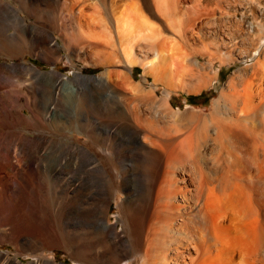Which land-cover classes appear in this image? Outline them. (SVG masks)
<instances>
[{"label":"rangeland","instance_id":"1","mask_svg":"<svg viewBox=\"0 0 264 264\" xmlns=\"http://www.w3.org/2000/svg\"><path fill=\"white\" fill-rule=\"evenodd\" d=\"M104 1L103 3L102 0H0L3 7L9 6L7 9H12L16 13L22 26L26 28L24 31L23 29L19 30L12 22V17L6 16L0 11V70L5 71V74L7 73L6 75L11 77L5 79L6 81L3 80V85L1 84L3 88H0V101L3 102H0L1 154L5 153L3 148L5 140L3 139L8 132L12 131L14 136H43L51 140L70 143L73 146L76 144L84 145L92 153L98 154L97 157L103 165V167L93 166L96 169L91 168L93 163L90 164L88 159H82L77 168L70 169L72 171L66 169V172H55V174L50 175L47 174L46 167L38 170H32L33 168L29 167L27 170L26 167L18 165L16 169L12 170L1 169L0 180L4 181L6 176L7 178L12 177L18 184L11 182L10 186L4 188L1 186L2 189L0 190V264H147L150 262L144 252L145 247L140 244L142 241L138 240L136 235V230L139 228L144 227L146 229L148 226L146 224H148L151 215L154 220L157 218L155 216L156 211H153L155 210L153 203L146 209L142 208L145 211L142 212L144 217L147 215L145 217L148 219L147 221L146 219L141 220L138 216L140 206L137 199L145 194L146 187L149 188L151 183L148 180L147 168L142 165L146 156L143 146L144 144L147 145V142L141 137L145 126L141 122L140 124L136 122L140 125L137 126L134 122L135 130L123 123L122 119L124 120V118L120 119L121 117L114 118L122 122H117V127L112 128L110 125L104 124L103 126L100 124L99 122H107L108 116H111L105 111L108 92L110 94L115 92L121 104L124 102V106L133 109L132 114H141L143 112L140 110L141 108L146 111L149 105L152 107L151 104H154L152 115L156 119H154L155 124L153 125L156 127L155 121L160 119L157 120V125L163 127L162 129L167 125L168 130L164 129L167 133L170 132L172 126L169 133L172 134L170 137L169 134L165 135V131L162 129L156 127L162 132L160 133L159 131L156 132L157 129L153 127L155 136L158 133L164 134V137L167 136L172 140L182 137L184 139V136H187L186 138L191 137V142H189L191 138L188 141L190 145L186 144L188 139L185 138L183 142L185 150L182 148L180 153L181 160L186 163L184 164L186 168L192 167L191 150L189 151V149L191 146L195 147L192 144L203 139L198 144L200 145L199 149L204 152L203 164L205 169H210L213 174L214 170L233 168L232 171L234 170L233 172L237 174V177L240 175V178L244 177L239 183L244 186L249 184L252 187L249 192L251 197L247 200V196L244 194L238 204H250L251 211H248L250 215L237 210L233 221L230 223L227 220L232 209L227 208L226 205H220L218 199L216 200L218 202L213 201L215 204L212 203L208 209L210 214L208 220L217 222L218 236L221 240L230 238L233 247L212 248L210 251L212 257L209 254L208 257L211 258L208 259L207 257L209 262H206V258L202 262L203 264H221V262L222 264H238V262L240 264H245V262L246 264H260V254L256 255L257 249L255 247L259 238V229L263 227L264 231V191L263 193L261 191L264 190V182L260 183V180L264 179V163L262 162L263 166H259V168L255 165L264 159V147H262L264 146V132L262 131L264 117L261 113V107H264V96L262 105L257 107L261 95L253 92V106L250 107L252 109L248 110V121L247 119L243 120V118L238 121L233 114L239 112V107L243 105L246 89H252L251 91L264 89L262 86L264 80L258 79V74L264 70V0ZM116 17H119L120 20L118 21ZM118 22L120 25L124 23L123 29L126 30L129 24L131 27L128 28L134 30L129 31L127 29L119 33L116 26H119ZM3 23L4 27H2ZM35 29H37L36 32L33 31ZM19 32L22 36L19 35ZM72 34L76 37L82 34L81 37L85 36L84 42L80 39H72ZM67 35L71 36L69 39L73 40L72 42L63 37ZM56 42L58 43L57 47L53 45ZM124 44L128 46H124ZM127 47V53L130 51L129 54L125 53ZM131 52L133 54H130ZM158 53L159 55L160 53L165 54L167 57L165 61L164 55L157 57L159 56ZM193 59H195L194 62ZM199 62L201 67L204 65L203 69L200 68ZM174 63L175 67H172ZM163 64H165L164 67L168 68H162ZM159 65L161 66L159 67ZM152 67L154 72H152ZM199 68L202 69L201 73ZM194 72L197 78L195 75L193 76ZM238 76H242V78L240 77L241 80L238 79ZM100 77L102 79L99 80ZM53 78L57 81V85L44 86L42 81ZM233 79H235L236 84ZM167 80L168 82H166ZM36 81L38 82L36 83ZM192 81L195 84L191 85ZM202 81L206 82L205 85L200 84ZM250 83L251 85H248ZM75 84L80 88L76 89ZM105 86L107 89L104 90ZM236 86L240 89H235ZM232 87L234 88L232 89ZM227 89H230L227 96L231 94L232 96L226 97V94H223L227 92ZM234 89L237 97L233 96ZM78 90L80 91L78 92ZM138 91L142 92L139 93ZM220 91H222V96L219 95L221 94ZM240 91L243 93L240 94ZM261 92L264 94V90ZM52 95L57 97V100L61 99L55 105L49 101ZM148 95L152 100H149ZM223 95L225 96L223 97ZM152 96L157 102L153 100ZM145 97L149 101H146ZM222 97L224 102L221 100ZM225 97L226 99L235 98L231 101L227 99L230 102L227 103ZM139 100H145V102ZM4 103L8 108L5 107ZM110 104H113V101H110ZM226 104L228 106L232 104L227 106L228 109L234 106L228 112L232 119L241 122L238 125L235 122V126H241L244 129L254 127L252 129L254 133L245 134L241 131L244 130L242 128L221 132L216 130L218 113L220 116L225 115L224 112L218 111V108L221 106L219 109L224 110L223 107ZM77 105L79 106L77 107ZM156 106L158 107L156 108ZM136 107L138 108L136 109ZM160 109L161 111L158 113L157 110ZM20 110H24V117H19L16 113ZM186 111H189L187 115L185 114ZM175 112H179V114H175ZM210 113L211 116H209ZM184 114L190 119L184 117ZM200 114H203V119ZM196 116L199 118L201 116V119ZM171 117L175 118L170 120ZM175 119L179 121V124ZM187 121L188 127L185 125ZM219 122L226 126L230 123L228 120ZM165 123L167 124L164 125ZM53 124H56L57 127ZM180 125L182 128L183 125L185 126L183 131ZM249 125L251 127H248ZM194 126L195 130L197 128V132L193 129ZM203 126L207 127L208 130ZM174 128H179L181 133L178 131L179 129L174 130ZM193 130L194 133L191 134L190 131ZM4 132L5 135L3 136ZM188 135L190 136L188 137ZM204 135L206 136L204 137ZM136 136L139 137V142L142 145L137 141ZM98 137L105 139V142L102 143L104 140ZM96 141L99 142L96 143ZM130 150L132 151L130 152ZM123 151L125 153H122ZM121 159L123 161L125 159V161L123 162ZM137 160L141 161L140 164ZM256 160L257 162H255ZM113 161H116L117 164L115 165L116 162L112 163ZM120 161L122 162L120 163ZM148 166H151L153 171L157 169L155 162L148 163ZM180 167L177 165L176 169L180 170L182 168ZM208 169L207 171H209ZM232 183L235 181L233 180ZM233 185L231 184V186ZM238 185L237 183L233 187L238 188ZM91 190L94 194L90 198L88 195ZM101 190L103 193L99 194L102 192ZM135 204L138 205V208ZM140 205L143 206V204ZM92 206L94 209L98 208L95 216L88 214L84 216V210H88ZM151 211H153L152 214ZM95 217L101 220L100 226ZM168 222L159 221L158 226L156 225L158 232H161L160 229H166L169 225ZM142 223L143 225H141ZM105 227L107 228L105 229ZM137 227L138 229H136ZM131 233L134 236L131 237ZM133 237L135 238L133 239ZM236 244L238 245L237 248L240 247L239 249L235 247ZM154 246L152 245V264H159L160 260L157 259L160 255L158 256ZM241 248H245L244 250L248 252V255L242 253L243 250H241L240 253L245 254V256H240L239 250ZM246 255L250 258L248 259Z\"/></svg>","mask_w":264,"mask_h":264},{"label":"bare ground","instance_id":"2","mask_svg":"<svg viewBox=\"0 0 264 264\" xmlns=\"http://www.w3.org/2000/svg\"><path fill=\"white\" fill-rule=\"evenodd\" d=\"M102 2L104 3L105 1L104 0H102ZM116 2V1H115ZM108 5V4H107ZM58 6V5H57ZM9 7V6H8ZM7 7V8H8ZM68 7V6H67ZM7 8H5V6L3 7V5L0 3V11H2L6 16H11L12 17V22L18 27V29L19 30H21V29H23V31L26 29V28H24V26H22V24L20 23V19L18 18V16H16V13L14 12V11H12V9L10 10V9H7ZM134 12H135V10H133ZM122 16V15H121ZM128 16V15H127ZM9 18V17H8ZM143 18V17H142ZM116 19H118V21L120 20L119 19V17L117 18L116 17ZM122 20V19H121ZM8 22V21H7ZM6 22V23H7ZM114 22H116V21H114ZM117 24V23H116ZM118 24H119V22H118ZM128 24V23H127ZM127 24H126V26H127ZM133 24V23H132ZM60 25V24H59ZM124 25V23L122 24V25H120L119 24V26L118 25H116L117 26V30L119 31V33L121 32V31H123V30H125V29H123V27H125V26H123ZM5 25H4V23L2 24V27H4ZM7 26V25H6ZM115 26V27H116ZM121 26V27H120ZM123 26V27H122ZM190 26V25H189ZM128 27H131V25L129 26V24H128ZM128 27H126L127 29H129ZM133 27H135V26H133ZM132 27V28H133ZM15 29H16V27H15ZM126 29V30H127ZM36 30L37 29H35V30H33V31H35L36 32ZM69 30V29H68ZM125 30V31H126ZM132 30H134V29H129V31H132ZM105 31H107L106 29H105ZM20 33V32H19ZM33 33V32H32ZM43 33V32H42ZM71 33V32H70ZM103 33V32H102ZM118 33V32H117ZM118 33V34H119ZM129 33V32H128ZM135 33V32H134ZM33 34H35V33H33ZM69 34V33H68ZM74 34H75V32H74ZM74 34H72V39L74 38V39H76V40H82L83 42H84V37L82 36L81 37V35L80 36H78L77 35V37L74 35ZM92 34V33H91ZM96 34V33H95ZM98 34V33H97ZM122 35H123V33H121ZM14 35H15V33H14ZM19 35H21L22 36V34L20 33ZM25 35V34H24ZM28 35V34H27ZM38 35V34H37ZM94 35V34H93ZM100 35V34H99ZM107 35H109V34H107ZM68 36V35H67ZM63 36L64 38L66 37V38H68L69 39V37L71 38V36ZM102 36H103V34H102ZM124 36V35H123ZM27 37V36H26ZM98 37H100V36H98ZM121 38V37H120ZM109 39V38H108ZM69 40H71V39H69ZM102 40V39H101ZM41 41V40H40ZM73 40H71V42H72ZM104 41V40H103ZM68 42H70V41H68ZM74 43V42H73ZM79 43V42H78ZM77 43V44H78ZM70 44V43H69ZM72 44V43H71ZM80 44V43H79ZM85 44V43H84ZM86 44H88V43H86ZM92 44V43H91ZM90 44V45H91ZM130 45V44H129ZM70 46V45H69ZM124 46H128L127 44L125 45L124 44ZM124 46H123V48H124ZM131 46V45H130ZM157 46V45H156ZM117 47V46H116ZM122 48V49H123ZM114 49V48H113ZM128 49V47L126 48V54H129V52L127 53V50ZM132 50V49H131ZM120 51V50H119ZM166 51V50H165ZM115 54V53H114ZM118 54V53H117ZM130 54H133L132 52L130 53ZM157 55H159V53L157 54ZM162 55V57H163V55H164V61H165V58H167V57H165V54H161L160 53V55L159 56H157V57H160ZM187 56V55H186ZM198 57V56H197ZM155 58H156V56H155ZM159 60H160V58H159ZM194 60L195 59H193V62H194ZM258 60V59H257ZM131 61V60H130ZM153 61H156V60H153ZM259 61V60H258ZM196 62H197V60H196ZM152 63V62H151ZM153 63H155V62H153ZM190 63V62H189ZM257 63V62H256ZM156 64V63H155ZM154 64V65H155ZM186 64V63H185ZM199 65L201 64L200 62L198 63ZM150 65H152V64H150ZM164 65L165 64H163L162 66L161 65H159V67L161 66L162 68L164 67ZM254 65V64H253ZM261 65V64H260ZM153 66V65H152ZM156 66V65H155ZM158 66V65H157ZM172 66V65H171ZM193 66V65H192ZM172 67H175V63H174V66H172ZM202 67H204V65L202 66ZM201 67V65H200V68H202ZM262 67V66H261ZM153 68V67H152ZM162 68H161V71H162ZM164 68H168V67H164ZM169 68H170V66H169ZM185 68V67H184ZM191 68H193V67H191ZM200 68H199V70H200ZM258 68H260V67H258ZM257 68V69H258ZM156 69V68H155ZM160 69V68H159ZM172 69V68H171ZM175 69V68H174ZM194 69H195V67H194ZM197 69V68H196ZM203 69V68H202ZM202 69L200 70V73H201V71H202ZM205 69V68H204ZM185 70V69H184ZM183 70V71H184ZM191 70V69H190ZM193 70V69H192ZM198 70V69H197ZM196 70V71H197ZM263 70V69H262ZM158 71H160V70H158ZM160 71V72H161ZM167 70L165 69V72H166ZM195 71V72H196ZM205 71V70H204ZM208 71V70H207ZM35 72V71H34ZM152 72H154V68H153V70H152ZM156 72V71H155ZM164 72V71H163ZM195 72L193 73V76L195 75ZM199 72V71H198ZM252 72V71H251ZM158 73V72H157ZM192 73V72H191ZM254 73H255V71H254ZM7 74V73H6ZM5 74V71H3V70H0V88L2 89L3 88V86H1V84H2V82H4L3 80H5V79H7V78H11V77H9V76H7ZM109 74V73H108ZM160 74V73H159ZM161 74H163L162 72H161ZM197 74V73H196ZM253 74V73H252ZM251 74V75H252ZM154 75V74H153ZM158 75V74H157ZM201 75V74H200ZM239 75H240V73H239ZM14 76L16 77V75L14 74ZM163 76V75H162ZM199 76V75H198ZM202 76H203V74H202ZM206 76V75H205ZM210 76V75H209ZM161 77V76H160ZM164 77V76H163ZM169 77V76H168ZM195 77L197 78V75H195ZM194 77V78H195ZM213 77V76H212ZM240 77L242 78V76H238V79H240ZM14 78V77H13ZM39 78V77H38ZM37 78V79H38ZM155 78V77H154ZM159 78V77H158ZM165 78V77H164ZM193 78V79H194ZM233 78V77H232ZM234 78H236L237 79V77H234ZM260 78H262L263 80H264V70L261 72V73H259L258 74V79H260ZM91 79H93L92 77H91ZM99 80L100 79H102V77H100V78H98ZM97 79V80H98ZM160 80H161V78H159ZM158 79V80H159ZM171 79V78H170ZM172 79H173V77H172ZM185 79V78H184ZM207 79V78H206ZM251 79V78H250ZM156 80V79H155ZM203 80V79H202ZM205 80V79H204ZM210 80V79H209ZM209 80H207V81H209ZM234 80V83H235V79H233ZM241 80V79H240ZM249 80V79H248ZM6 81V80H5ZM163 81V80H162ZM237 81V80H236ZM242 81H243V79H242ZM259 81V80H258ZM38 81H36V83H37ZM42 82H44L43 84H44V86L46 85V86H50V85H52V86H54V85H57L56 83H57V81L55 80V78H53V79H50V80H45V81H42ZM41 82V83H42ZM155 82V81H154ZM164 82H165V80H164ZM166 82H168V80L166 81ZM197 82V81H196ZM230 82H233V81H230ZM244 82V81H243ZM260 82V81H259ZM7 84H8V82H6ZM5 83V84H6ZM193 83L195 84V82H193L192 81V84L191 85H193ZM206 83V82H205ZM205 83L202 81V83L200 82V84H204L205 85ZM233 83V84H234ZM4 84V85H5ZM21 84V83H20ZM34 84V83H33ZM170 84V83H169ZM196 84H199V83H196ZM232 84V83H231ZM236 84V83H235ZM260 84V83H259ZM3 85V84H2ZM39 85V84H38ZM76 85V84H75ZM248 85H251V83L250 84H248ZM7 86V85H6ZM12 86V85H11ZM136 86V85H135ZM200 86V85H199ZM198 86V87H199ZM231 86V85H230ZM262 86H264V85H262ZM261 86V87H262ZM19 87V86H18ZM42 87V86H41ZM74 87V86H73ZM170 87V86H169ZM227 87H229V86H227ZM16 88V87H15ZM36 88H38L37 86H36ZM42 88H44V87H42ZM41 88V89H42ZM53 88H55V87H53ZM78 88H80V86H78V85H76V89H78ZM83 88V87H82ZM87 88V87H86ZM136 88H137V86H136ZM141 88V87H140ZM188 88H190V87H188ZM192 89L194 88V86L193 87H191ZM199 88H201V87H199ZM229 88H231V87H229ZM234 87H232V89H233ZM238 87L236 86V88L235 89H237ZM249 88V87H248ZM264 88V87H263ZM263 88H261V89H263ZM33 89V88H32ZM98 89V88H97ZM103 89V88H102ZM101 89V90H102ZM105 89H107V87L105 86V88H104V90ZM139 89V88H138ZM142 89V88H141ZM235 89H234V95L233 96H235L236 94H235ZM238 89H240V88H238ZM255 89V88H254ZM42 90H45V89H42ZM81 90V89H80ZM80 90H78V92L80 91ZM101 90H100V92H101ZM134 90H136V89H134ZM140 90V89H139ZM198 90V89H197ZM230 89H227V92H224L223 94H226V97H228V96H232V94L231 95H228L227 96V94H229L230 92ZM252 89H246V91H245V99L243 100V105H241L240 107H239V112H236V113H234L233 115H234V117H237L236 119L238 120V121H240L239 119H242L243 118V120H245V119H247L249 116H248V110L249 109H252V108H250V107H252L253 105V102H252V100H253V92H257V93H259L258 95H261L260 96V100L258 101V104H257V107H259L260 105H262V103L264 102L263 100H264V98H263V96H264V94L261 92V91H263V90H255V91H251ZM39 91V90H38ZM41 91V90H40ZM39 91V92H40ZM194 91V90H193ZM195 91H196V88H195ZM223 91V90H222ZM222 91H220L221 92V94H219L220 96H222ZM225 91V90H224ZM231 91H233V90H231ZM27 92H28V90H27ZM139 92V91H138ZM142 92V91H141ZM141 92H139V93H141ZM239 92V91H238ZM237 92V93H238ZM241 92L242 91H240V94H241ZM51 93V92H50ZM135 93V92H134ZM232 93V92H231ZM243 93V92H242ZM24 94V93H23ZM53 94V93H52ZM79 95H80V93H78ZM108 94H109V96H108V101L106 102V104H105V111H106V113L107 114H109V115H111V116H113V117H109L108 116V121L107 122H99L100 124H102L103 126H104V124H106V125H110V127H117V125H118V123L119 122H121V120L120 119H122V118H124V120L122 119V121H123V123H125L127 126H129V127H131V128H133V129H135L136 130V128H134V122L136 123V122H138L139 124H140V122L142 123V124H144V128H145V130H144V132L141 134L142 136V138H143V140H145L146 142H147V145H145L144 144V142H143V144H144V146H143V148L145 149V151H146V153H144V154H146V156L144 157V160L142 161V165H144V168H147V174H148V180L149 181H151V183L149 184V188L148 187H146V189H145V194L143 195V196H141V197H139L137 200H138V204H139V206H140V211H138V216L141 218V220H143V219H146V221L148 220L147 218H145V217H147V215L144 217V213H142V212H145L144 210H142V208H148L149 206H152V203H153V207H154V209L155 210H153V211H156V217L157 218H155V220L153 219V218H151L152 217V215H151V219L149 218V220H148V224H146V225H148L147 227H146V229H144V227L142 228V229H138V227L136 228V229H138V230H136L137 232V237H138V240L140 239V241H142V242H140V244L142 245L143 244V246L145 247V254L148 256V258L150 259V262H148L147 264H152V245H155L154 246V248L156 249V251H157V254H158V256H159V258L157 259L156 257H155V259H157V260H160V262H159V264H203V262L202 261H204L205 260V258L207 259V257L210 255V251L212 250V248H216V249H220V246H221V248L222 249H225L226 247L228 248L229 246L231 247L232 246V244H233V242H232V240L230 239V238H228V240H221V238H220V236H218V234H217V228H216V225H217V222L216 221H214V220H208V216L210 215L209 214V206L210 205H212V203H214L215 204V202H218V201H216L217 199L220 201V202H218V203H220V205H226V207L227 208H230V209H232V212H231V214H230V216H229V218H228V220L227 221H229L230 223L233 221V219H234V216L236 215V211L238 210V212L240 211L241 213H247L248 214V211H251L250 209V204H248V203H243L242 205H240V203L238 204V201L240 202V198H241V196H244V194H246V196H247V200L249 199V197H251V195H250V188L252 189V187H250V185L249 184H247V185H242L241 183H239V181L240 182H242V179H244V177L243 178H240V176H238L237 177V174H235L233 171H232V169H230V168H228L227 166V169H225V168H221L219 171L217 170H214L215 172H213V174L210 172V169H208L209 171H207V169H205V165L203 164L204 162V152H203V150L201 151V149H199V147H200V145L198 144V142L199 141H202L203 139H199V141L196 143V144H192V145H195V147H193V146H191V149H189V151H190V153H191V164H192V167H190V168H186L185 166H184V164H186L185 162H183L182 160H181V155H180V153H181V151H182V148L184 149V145H183V142H184V140H185V138L187 137V136H184L185 138L183 139V137L182 138H178V139H176V140H172V139H170L169 137L172 135H170L169 133L171 132V129H172V126H171V128H170V132L169 133H167L164 129L167 127V123H165L164 125H166V127L164 126V129H162L163 127H158V125H157V120H160V119H157L155 122H156V127L157 128H160V129H162V131H165V135L167 134H169V137H164V134H157V136H155L156 135V133H154L153 132V127H155L153 124H155L153 121H154V119H156L155 118V116L154 115H152L153 114V109H152V107H153V105L154 104H151L152 105V107L149 105L148 106V108H147V110L146 111H144V110H142L143 108H141L140 110L141 111H143L141 114H132V110L133 109H128L127 107H126V105L124 106L123 105V103L124 102H122V104H121V102L118 100V96L115 94V92L114 93H112V94H110L109 92H108ZM133 94V93H132ZM145 94V93H144ZM149 94V93H148ZM255 94V93H254ZM42 95H44V94H42ZM48 95V94H47ZM58 95V94H57ZM56 95V96H57ZM85 95V94H84ZM133 95H135V94H133ZM244 95V94H243ZM20 96H22V95H20ZM46 96V95H45ZM82 96V95H81ZM130 96H132L131 94H130ZM136 96V95H135ZM144 96H147V95H144ZM225 95H223V97H224ZM13 97H14V95H13ZM16 97V96H15ZM42 97V96H41ZM142 97V96H141ZM150 96L148 95V98H149ZM223 97H222V102H224L223 101ZM226 97H225V100H226V102L227 103H230V102H228L227 101V99H229V98H227L226 99ZM235 97H237V96H235ZM235 97H231L232 99L233 98H235ZM259 97V96H258ZM3 98H4V96H3ZM10 98V97H9ZM26 98V97H25ZM25 98H23V99H25ZM47 98V97H46ZM79 98H80V96H79ZM82 98H84L83 96H82ZM115 98V99H114ZM133 98V97H132ZM131 98V99H132ZM138 98V97H137ZM148 98L147 97H145L144 99L146 100V101H149V100H152L151 98H149V100H148ZM152 98H153V96H152ZM219 98V97H218ZM240 98H242V97H240ZM262 98H263V100H262ZM7 99V98H6ZM22 99V98H21ZM48 99V98H47ZM73 99V98H72ZM76 99V98H75ZM78 99V98H77ZM232 99H229V101H231ZM237 99V98H236ZM42 100V99H41ZM58 100H61L60 98L58 99ZM57 97H55V96H53L52 95V97L49 99V101L51 102V104H53V105H55L56 103H57ZM74 100V99H73ZM81 100V99H80ZM101 100V99H100ZM133 100H135V99H133ZM145 100H143L144 102H145ZM153 100H154V98H153ZM221 100H219L220 102H221ZM238 100V99H237ZM240 101H241V99H239ZM9 101V100H8ZM8 101H6V102H8ZM18 101V100H17ZM64 101V100H63ZM110 101H113V104H110ZM140 102L142 101V100H139ZM142 101V102H143ZM155 101V100H154ZM153 101V102H154ZM163 101V100H162ZM263 101V102H262ZM1 102V101H0ZM5 102V103H6ZM47 102V101H46ZM155 102H157V101H155ZM154 102V103H155ZM165 102V101H164ZM163 102V103H164ZM215 102H217V101H215ZM219 102V105H221V103ZM236 102V101H235ZM238 102V101H237ZM262 102V103H261ZM1 103H3V102H1ZM4 103V104H5ZM12 103V102H11ZM59 103V102H58ZM64 103V102H63ZM68 103V102H67ZM72 103V102H71ZM74 103H75V101H74ZM102 103V102H101ZM151 103H152V101H151ZM231 103H233V102H231ZM3 104V105H4ZM60 104V103H59ZM79 104V103H78ZM82 104V103H81ZM84 104V103H83ZM96 104V103H95ZM98 104V103H97ZM136 104H138V103H136ZM147 104V103H146ZM156 104V103H155ZM165 104V103H164ZM215 104H217V103H215ZM235 105H236V103H234ZM238 104V103H237ZM2 105V104H1ZM11 105V104H10ZM9 105V106H10ZM47 105V104H46ZM64 105V104H63ZM66 105V104H65ZM72 105V104H71ZM91 105V104H90ZM100 105V104H99ZM131 105V104H130ZM158 105H162V104H158ZM166 105H167V103H166ZM165 105V106H166ZM230 105H232V104H230ZM229 105V106H230ZM58 106V105H57ZM79 105H77V107H78ZM132 106V105H131ZM222 106H223V104H222ZM228 105L226 104V105H224V110H226V111H224V110H222V109H219L218 108V111L220 110L222 113L224 112L225 113V115H223V116H220L219 114L220 113H218V116H219V118L217 119V125H216V130L217 131H226V130H231V129H236V128H242L241 126H237L238 124H240L241 122H237V120H234V119H232V116L230 115V114H228V112H229V110H232L233 109V107H230L229 109H228V107H227ZM5 107L6 108H8L7 107V105L5 104ZM10 107H12V106H10ZM54 107V106H53ZM59 107V106H58ZM57 107V108H58ZM67 107H68V105H67ZM72 107V106H71ZM76 107V108H77ZM91 107V106H90ZM89 107V108H90ZM100 108H101V106H99ZM130 107V106H129ZM146 107H147V105H146ZM145 107V108H146ZM158 106H156V108H157ZM161 107V106H160ZM159 107V108H160ZM167 107V106H166ZM165 107V109H167ZM216 107H217V105H216ZM92 108V107H91ZM90 108V109H91ZM99 108V109H100ZM103 108H104V106H103ZM132 108H134V107H132ZM138 107H136V109H137ZM154 108V107H153ZM215 108V107H214ZM213 108V109H214ZM3 109V108H2ZM56 109V108H55ZM102 109V108H101ZM135 109V108H134ZM164 109V108H163ZM162 109V110H163ZM60 110V109H59ZM61 110H62V108H61ZM64 110V109H63ZM68 110H69V108H68ZM72 110H74V109H72ZM92 110V109H91ZM104 110V109H103ZM155 110V109H154ZM216 110V109H215ZM215 110L213 111V112H215ZM7 111V110H6ZM24 110H20V111H15L17 114H18V116L19 117H24L23 115H24V112H23ZM70 111V110H69ZM96 111H97V109H96ZM95 111V112H96ZM114 111H115V113H114ZM158 111H161V109L160 110H157V112ZM217 111V110H216ZM91 112V111H90ZM156 112V113H157ZM187 113H185L186 115L189 113V111H186ZM212 112V113H213ZM67 113V112H66ZM158 113H160V112H158ZM176 113H178L179 114V112H175V114ZM232 113V112H231ZM261 113H262V116L264 117V107H261ZM16 114V115H17ZM65 114V113H64ZM93 114V113H92ZM98 114V113H97ZM172 114H174V113H172ZM174 114V115H175ZM181 114V113H180ZM184 114V117L186 116ZM194 114V113H193ZM192 114V115H193ZM199 114V113H198ZM214 114V113H213ZM69 115V114H68ZM160 115V114H159ZM158 115V116H159ZM181 115H183V113L181 114ZM181 115H180V117H181ZM191 115V114H190ZM195 115V114H194ZM201 115V114H200ZM215 116H216V114H214ZM213 115V116H214ZM100 116V115H99ZM173 116V115H172ZM179 116V115H178ZM202 116V119L204 118V116H203V114L201 115ZM201 116H200V118L199 117H197V118H199V119H201ZM209 116H211V113H210V115ZM218 116H216V117H218ZM258 116V115H257ZM103 117V116H102ZM117 117V118H116ZM118 117H121L119 120L120 121H118V120H115V119H118ZM186 117H188V116H186ZM195 117V118H196ZM206 117V116H205ZM253 117L255 118V116L253 115ZM9 118V117H8ZM110 118V119H109ZM115 118V119H114ZM158 118H160V117H158ZM172 119H170V120H173L174 118L173 117H171ZM176 118H178V117H176ZM189 118V117H188ZM197 118H196V121H197ZM214 119H215V117H213ZM252 118V117H251ZM104 119V118H103ZM190 119V118H189ZM188 119V120H189ZM213 119V120H214ZM250 119V118H249ZM107 120V119H106ZM183 120V119H182ZM206 120H208V119H206ZM211 120V119H210ZM224 120H228L230 123L226 126L224 123L223 124H221L219 121H224ZM251 120V119H250ZM253 120V119H252ZM101 121V120H100ZM175 121L176 122H178V124H179V121H177L176 119H175ZM174 121V122H175ZM185 122H186V119L184 120ZM212 121V120H211ZM215 121V120H214ZM247 121H248V119H247ZM118 122V123H117ZM169 122V121H168ZM173 122V121H172ZM175 122V123H176ZM181 122V121H180ZM183 122V121H182ZM210 122V121H209ZM235 122H237V125L235 126ZM243 122H245V121H243ZM242 122V123H243ZM109 123V124H108ZM122 123V122H121ZM159 123V122H158ZM174 123V124H175ZM184 123V122H183ZM197 123V122H196ZM205 123V122H204ZM227 123V122H226ZM137 124V123H136ZM169 124H171V123H169ZM247 124V123H246ZM263 125H262V131L264 132V123H262ZM54 126L56 125V124H53ZM52 125V126H53ZM121 125V124H120ZM124 125V124H123ZM181 125H182V123H181ZM180 125V128L182 129V131H183V129L185 128V126L183 125V128H182V126ZM185 125H187L186 127H188L189 125H188V121H187V123L185 124ZM243 125V124H242ZM248 125V124H247ZM246 125V126H247ZM252 125V124H251ZM101 126V125H100ZM137 126H140V125H138L137 124ZM142 126V125H141ZM170 126V125H169ZM177 126H179V125H177ZM176 126V127H177ZM199 127L201 126V125H198ZM197 126V127H198ZM206 126V125H205ZM213 126V125H212ZM235 126V127H234ZM256 126V125H255ZM56 127H57V125H56ZM55 127V128H56ZM107 127H109V126H107ZM106 127V128H107ZM120 127V126H119ZM122 127V126H121ZM155 127V128H156ZM174 127V126H173ZM204 127V126H203ZM203 127H201V129H203ZM248 127H251L250 125L248 126ZM247 127V128H248ZM253 127V126H252ZM52 128V127H51ZM101 128V127H100ZM105 128V129H106ZM155 128H154V130H155ZM156 128V129H157ZM191 128V127H190ZM195 128V126L193 127V129ZM205 129L207 128V127H204ZM254 128V127H253ZM252 128V129H253ZM138 129V128H137ZM167 129V128H166ZM177 128H174V130H176ZM179 129V128H178ZM177 129V130H178ZM187 129V128H186ZM185 129V130H186ZM242 129H244V128H242ZM251 128H248V129H244V130H241V129H238V130H241L243 133H245V134H248V135H250V134H252V133H254V131L252 130ZM56 130H57V128H56ZM62 130V129H61ZM118 130V129H117ZM168 130V129H167ZM173 130V131H174ZM184 130V131H185ZM195 130V129H194ZM194 130L193 131H190L191 132V134H193L194 133ZM196 130H197V128H196ZM195 130V132H197ZM206 130H208V128L206 129ZM251 130V133H249V131ZM256 130V129H255ZM63 131V130H62ZM138 131V130H137ZM157 131H159L160 133H162L159 129H157L156 130V132ZM179 132H180V129L178 130ZM203 131V130H202ZM216 131V132H217ZM253 131V132H252ZM257 131V130H256ZM260 132H261V130H259ZM12 132V131H11ZM11 132H8L6 135H5V132H4V134H3V136L5 135V138L3 139V140H5L4 141V146H3V148H4V150H5V153H3V154H1V151H0V170L1 169H6V170H12V169H16V167L18 166V165H22L23 167H26L27 168V170L29 169V167H32L33 169L32 170H38V169H41V168H43V167H46V172H47V174L48 175H50V174H55V172H66L65 170L66 169H73V168H77V166H78V164L81 162V160L83 159V160H87L88 159V161L90 162V164L91 163H93V165H91L92 167L91 168H95V167H100V166H102L103 167V165H102V163H101V161H99V159H98V157H97V155H96V153H92L91 151H89L86 147H84V145L82 146V145H76V146H73V145H71L70 143H63V141H57V140H51V139H48V138H44L43 136H34V137H25V136H23V135H18V136H14L13 135V133H11ZM3 133V132H2ZM123 133V132H122ZM129 133V132H128ZM130 133H131V131H130ZM140 133V132H139ZM181 133V132H180ZM228 133V132H227ZM227 133H225V134H227ZM138 134V133H137ZM187 134V133H186ZM190 134V133H189ZM201 135H202V133H200ZM206 134V133H205ZM154 135V136H153ZM176 135V134H175ZM195 135H199V134H195ZM201 135H199V136H201ZM223 135V134H222ZM2 136V135H1ZM0 136V137H1ZM190 135H188V137H189ZM206 135H204V137H205ZM216 136V135H215ZM173 137H175V136H173ZM173 137H171V138H173ZM219 137V136H218ZM98 138H102V137H98ZM118 138V137H117ZM122 138V137H121ZM123 138H124V136H123ZM191 138V137H190ZM190 138H186V139H188V140H186L187 141V143L186 144H188V145H190V143H188V141H189V139ZM203 138V137H202ZM220 138V137H219ZM237 138V137H236ZM263 138V137H262ZM103 139V138H102ZM112 139V138H111ZM136 139H137V141L139 142V137L138 136H136ZM195 139V138H194ZM97 140V139H96ZM104 141L102 142V143H104L105 142V139H103ZM120 140V139H119ZM134 140H135V138H134ZM191 140H192V138L190 139V141L189 142H191ZM234 140V139H233ZM241 140V139H240ZM99 141H102V140H99ZM99 141H96V143H98ZM116 141H118V140H116ZM125 142H126V140H125ZM193 142V141H192ZM196 142V141H195ZM217 142V141H216ZM106 143H107V141H106ZM139 143H141V142H139ZM200 143V142H199ZM264 143V142H263ZM0 144H1V141H0ZM234 144H235V142H234ZM140 145H142V143L140 144ZM197 145V146H196ZM138 146V145H137ZM186 146V145H185ZM2 146H0V148H1ZM135 147V146H134ZM227 147V146H226ZM262 147H264V146H262ZM261 147V148H262ZM187 149H188V147H186ZM214 148V147H213ZM249 148V147H248ZM128 149V148H127ZM136 149V148H135ZM139 149V148H138ZM144 149H143V151H144ZM245 149V148H244ZM264 149V148H263ZM185 150V149H184ZM210 150V149H209ZM213 150V149H212ZM227 149H225V151H226ZM2 151H3V149H2ZM126 151V150H125ZM132 150H130V152H131ZM134 151V150H133ZM137 151H139V150H137ZM188 151V152H189ZM229 151V150H228ZM140 152V151H139ZM227 152V151H226ZM233 152V151H232ZM249 152V151H248ZM115 153V152H114ZM122 153H125L124 151L122 152ZM127 153H129V152H127ZM137 153V152H136ZM141 153V152H140ZM189 153V154H190ZM132 154H134V153H132ZM252 154V153H251ZM255 154H257V153H255ZM121 155V154H120ZM138 155V154H137ZM143 155V154H142ZM206 155V154H205ZM211 155V154H210ZM209 155V156H210ZM228 155H229V153H228ZM133 156V155H132ZM135 156V155H134ZM248 156V155H247ZM127 157V156H126ZM222 157V156H221ZM125 158V157H124ZM131 158V157H130ZM133 158V157H132ZM135 158V157H134ZM228 158H229V156H228ZM247 158V157H246ZM264 158V157H263ZM128 159V158H127ZM126 159V160H127ZM140 159V158H139ZM117 160V159H116ZM122 160V159H121ZM142 160V159H141ZM242 160V159H241ZM251 160H252V155H251ZM253 160H255V159H253ZM260 160V159H259ZM264 159H262V160H260L259 162H257V160L255 161V162H257L258 164H254L255 166H258V168H259V166H263V163H264V161H263ZM123 161V160H122ZM122 161H120V163L122 162ZM124 161H125V159H124ZM123 161V162H124ZM155 162L156 163V171H153L152 170V168H151V166H148V163L150 164V162ZM114 162H116V161H113L112 163H114ZM137 162H139L138 160H137ZM141 162V161H140ZM140 162H139V164H140ZM263 162V163H262ZM117 164V162L115 163V165ZM131 164V163H130ZM137 164V163H136ZM138 164V165H139ZM81 165V164H80ZM80 165H79V167H80ZM114 165V166H115ZM119 165V164H118ZM177 165H179V166H181L180 168V170L179 169H176V167H177ZM93 166H95V167H93ZM141 166V165H140ZM155 166V165H154ZM218 166V165H217ZM229 166V165H228ZM22 167V168H23ZM188 167V166H187ZM214 167H215V165H214ZM230 167V166H229ZM231 167H234V166H231ZM89 168V167H88ZM116 168V167H115ZM143 168V167H142ZM179 168V167H178ZM209 168H210V166H209ZM235 168H238V167H236L235 166ZM20 169V168H19ZM18 169V170H19ZM85 169V168H84ZM96 169V168H95ZM94 169V170H95ZM106 169V168H105ZM140 169V168H139ZM138 169V170H139ZM155 169V168H154ZM239 169V168H238ZM21 170V169H20ZM31 170V171H32ZM45 170V169H44ZM68 170V171H69ZM143 170V169H142ZM179 170V171H178ZM70 171H72V170H70ZM93 171V170H92ZM101 171V170H100ZM105 171V170H104ZM233 173H232V172ZM236 171H238V170H236ZM241 171H242V169H241ZM247 171V170H246ZM103 172V171H102ZM102 172H100V173H102ZM190 172V173H189ZM220 172V173H219ZM41 173H42V171H41ZM81 173V172H80ZM85 173V172H84ZM130 173V172H129ZM132 173V172H131ZM137 173V172H136ZM240 173V172H239ZM238 173V174H239ZM19 174H21V173H19ZM32 174V173H31ZM36 174V173H35ZM92 174V173H91ZM38 175V174H37ZM96 175V174H95ZM98 175V174H97ZM99 175H101V174H99ZM106 175V174H105ZM139 175V174H138ZM144 175V174H143ZM20 176V175H19ZM24 176V175H23ZM78 176V175H77ZM109 176V175H108ZM132 176V175H131ZM139 176H141V174L139 175ZM243 176V175H242ZM26 177H28V176H26ZM25 177V178H26ZM87 177V176H86ZM101 177H102V175H101ZM127 177V176H126ZM147 177V176H146ZM232 177V178H231ZM32 178V177H31ZM78 178H79V176H78ZM82 178V177H81ZM94 178H95V176H94ZM97 178V177H96ZM135 178H136V176H135ZM140 178V177H139ZM138 178V179H139ZM248 178V177H247ZM29 179V178H28ZM129 179V178H128ZM235 181V183H232V181L233 180ZM27 180V179H26ZM25 180V181H26ZM85 180V179H84ZM88 180V179H87ZM97 180V179H96ZM132 180V179H131ZM232 180V181H231ZM23 181V180H22ZM94 181V180H93ZM153 181V182H152ZM155 181V182H154ZM230 181V182H229ZM261 182L260 183H262V182H264V179H261L260 180ZM11 182H13V183H15L16 185L18 184L17 183V181H15L12 177L11 178H7V176H6V179L4 180V181H2V180H0V187L2 186L3 188L4 187H8V186H10L11 185ZM190 182V183H189ZM217 183V184H216ZM230 183V184H229ZM237 183L239 184L238 185V188L237 187H233L234 185H237ZM89 184H91L90 182H89ZM93 184V183H92ZM98 184H99V180H98ZM126 184V183H125ZM141 184V183H140ZM231 184L233 185V186H231ZM86 185V184H85ZM134 185V184H133ZM142 185V184H141ZM228 185H230V186H228ZM264 185V184H263ZM89 186V185H88ZM2 187L0 188V190L2 189ZM90 187H92V186H90ZM130 187V186H129ZM218 187V188H217ZM102 191V190H101ZM262 191V193H263V191L264 190H261ZM260 191V192H261ZM93 192V190H91V193L89 192V197L91 198L92 197V195L94 194V192ZM101 193H103V191L102 192H99V194H101ZM264 195V194H263ZM204 196V198H202ZM99 197V196H98ZM161 197H163L162 199H161ZM166 197V198H165ZM178 197H179V199H178ZM174 199V200H171V199ZM162 201H161V200ZM204 200V201H203ZM259 199L257 198V201H258ZM213 201H215V202H213ZM262 201V200H261ZM128 202V201H127ZM260 202V201H259ZM184 203H186V204H184ZM264 203V202H263ZM93 204V203H92ZM95 204H97V203H95ZM94 204V205H95ZM140 204H143V206L141 207V205ZM136 205V204H135ZM217 205H219V204H217ZM219 205V206H220ZM257 205V204H256ZM138 205H136V207H137ZM67 207V206H66ZM257 207V206H256ZM138 208V207H137ZM88 210H89V213H88ZM88 210H84L85 212H83V215L84 216H86V214H88V215H90V216H95V213L97 212V210H98V208L96 207L95 209L93 208V206L91 207V208H89ZM103 210V209H102ZM148 211V210H147ZM153 211H151V214H152V212ZM257 211H258V209H257ZM100 212V211H99ZM103 212V211H102ZM159 212H161V214H159ZM150 213V212H149ZM232 213H234V214H232ZM62 214H64V213H62ZM102 214V213H101ZM147 214V213H146ZM163 214V215H162ZM239 214V213H238ZM106 215V214H105ZM164 216V217H162V216ZM248 215H250V214H248ZM244 216V215H243ZM162 217V218H161ZM253 217V216H252ZM102 217L100 216V219H101ZM92 219V218H91ZM100 219H98V218H96L95 217V220L97 221V224H99V226H100ZM158 219V220H157ZM161 220H163V221H169L168 223H169V225H168V227L166 228V229H160V231L161 232H158V227H156V225L158 224V222L159 221H161ZM103 221H104V219H103ZM145 221V222H146ZM239 222V221H238ZM106 223V222H105ZM136 223V222H135ZM141 225H143V223L141 224ZM164 225V224H163ZM104 226V225H103ZM158 226V225H157ZM237 226V225H236ZM107 227H105V229H106ZM143 229H144V231H143ZM234 229V228H233ZM134 231H135V229H134ZM16 232V231H15ZM131 232H133V231H131ZM241 232V231H240ZM259 234V238H258V241H257V243H256V255H259L260 254V258L261 259H259V257H258V259H259V262H260V264H264V231H263V227H261L260 229H259V232H258ZM12 234V233H11ZM105 234V233H104ZM130 234V233H129ZM128 234V235H129ZM17 235V234H16ZM247 235V234H246ZM132 236H134V235H132V233H131V237ZM243 236V235H242ZM127 237V236H126ZM129 237H130V235H129ZM137 237H136V239H137ZM233 237H236V236H233ZM245 237V236H244ZM135 237H133V239H134ZM132 239V240H133ZM240 239V238H239ZM238 239V240H239ZM138 240H136V241H138ZM80 242V241H79ZM131 242H133V241H131ZM134 242H135V240H134ZM239 242V241H238ZM138 243V242H137ZM136 244V243H135ZM134 244V245H135ZM139 244V243H138ZM238 244V243H237ZM236 244V245H237ZM131 245H133V243H131ZM239 245V244H238ZM238 245L237 246H235L236 248L238 247ZM137 246H139V245H137ZM134 247V246H133ZM233 247V246H232ZM243 247V246H242ZM240 248V247H239ZM239 248H237V249H239ZM245 248H241L240 250H239V253H240V251L241 250H243L242 251V253H245V254H247L248 252H245V250H244ZM132 250V249H131ZM234 250V249H233ZM232 250V251H233ZM223 251V250H222ZM194 252V253H193ZM223 252H225L226 253V251H223ZM224 253V254H225ZM238 253V254H239ZM209 254V255H208ZM241 254V253H240ZM245 254H241L240 256H242V255H244L245 256ZM248 255V254H247ZM246 255V257L248 258V256ZM253 255H255V254H253ZM157 256V257H158ZM211 256V255H210ZM250 256V255H249ZM252 256V255H251ZM212 257V256H211ZM211 257H208V259H210ZM257 257V256H256ZM256 257H254V258H256ZM243 258V257H242ZM245 258V257H244ZM250 258V257H249ZM248 258V259H249ZM148 259V260H149ZM208 259H207V261L206 262H209L208 261ZM252 259V258H251ZM250 259V260H251ZM257 259V258H256ZM256 259H254V260H256ZM186 260H188V261H186ZM253 260V259H252ZM14 262V261H13ZM154 262V261H153ZM227 262H229V261H227ZM231 262V261H230ZM252 262V261H251ZM254 262V261H253ZM255 262H257V261H255ZM146 263V262H145ZM155 263V262H154ZM205 263V262H204ZM242 263V262H241ZM221 264H222V262H221ZM225 264H227V263H225ZM230 264V263H229ZM238 264H240V262H238ZM245 264H246V262H245ZM250 264H252V263H250Z\"/></svg>","mask_w":264,"mask_h":264},{"label":"crops","instance_id":"3","mask_svg":"<svg viewBox=\"0 0 264 264\" xmlns=\"http://www.w3.org/2000/svg\"><path fill=\"white\" fill-rule=\"evenodd\" d=\"M55 47H57L58 46V43L56 42V44H53ZM73 145V144H72ZM77 145V144H76Z\"/></svg>","mask_w":264,"mask_h":264}]
</instances>
